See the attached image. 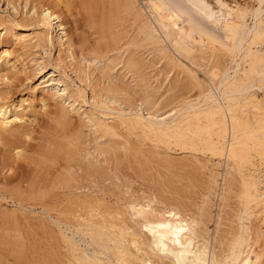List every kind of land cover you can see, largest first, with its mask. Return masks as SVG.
Segmentation results:
<instances>
[{"label":"bare ground","instance_id":"6f19581e","mask_svg":"<svg viewBox=\"0 0 264 264\" xmlns=\"http://www.w3.org/2000/svg\"><path fill=\"white\" fill-rule=\"evenodd\" d=\"M57 1L65 0H6L14 16L20 10L22 20L41 28V33L31 38L15 33L18 43L33 41L44 55L55 45L58 53L70 52L65 25L52 11L51 3ZM139 2H145L143 9ZM211 5L207 0H123L124 11L140 22L137 34L141 42L168 46L172 53L169 64L177 70L184 67L174 54L191 63L209 58V86L197 82L188 69L187 77L184 74L199 90L196 101L180 102L166 116L151 113L158 101L153 99L155 92L149 90L142 75L137 77L142 87L136 82L141 87L140 98L135 95L139 99L123 84L124 78L118 77V81L102 88L100 83L98 93L91 91L86 101L84 89L73 88L65 74L52 71L39 86L43 89L39 102L43 108L49 107L50 101L55 102L50 113L63 122L65 107L72 102L70 111H75L80 122L107 144L94 147L95 163H100L99 158L117 163L119 152H129L135 159L146 153L135 144L128 145V141L119 142L122 130L140 134L141 143L149 142L152 152L146 153L145 159L151 153L178 150L207 155L212 162L217 160L225 168L217 197L222 203L232 200L233 205L234 213L227 217L228 222L223 224L222 216H216L210 234L213 219L210 209L203 207L206 201L201 206V202L193 204L186 188L187 193L176 190L179 186L173 185V190L166 184L169 189L161 186L153 192L154 188L149 187L143 196H134L129 184L117 175L115 163L108 166L106 173L94 164L88 170L71 172L69 163L74 160L80 131H64L51 137L45 134L47 137L35 139L32 130L25 126L26 108L22 104L14 106L8 92L0 90V204L9 199L20 209L29 205L41 212L39 221L35 217L38 223L33 230L26 221L32 230L30 235H24L25 221L21 225L23 218L21 221L15 212L0 215V226L7 222L15 227L13 235L0 233V264H9L15 258L23 264H264V0H216V9ZM144 12L149 13L151 21L143 20ZM16 19L0 16L3 34H11L18 23ZM56 28L60 33H56ZM52 31L56 33L54 37L50 35ZM158 53L165 57L168 54L164 47ZM10 57L11 51L4 48L0 53V81L11 84L17 80V70L13 63L9 64ZM135 62L130 58L125 62V68L137 70L133 74L142 70ZM107 65L104 63L103 68ZM57 76L58 80H54ZM134 101L151 109L145 114L134 110ZM138 173L145 176L144 170ZM214 180L212 183L216 184ZM221 207L219 214L225 206ZM2 228L1 232L6 229ZM10 236L14 250L9 252ZM13 252H17L15 257Z\"/></svg>","mask_w":264,"mask_h":264},{"label":"rangeland","instance_id":"374dc122","mask_svg":"<svg viewBox=\"0 0 264 264\" xmlns=\"http://www.w3.org/2000/svg\"><path fill=\"white\" fill-rule=\"evenodd\" d=\"M49 1L50 0H48V2ZM207 1L209 2V4H212L211 6L214 9H216L215 6L216 0H207ZM36 2H38V0H36ZM61 2L60 1H57L55 3L52 2L51 6L53 8L52 11L58 16H60L61 18L60 21H62L63 25H65V28L67 30L66 44L69 45L68 47H70L71 45L69 50L70 52L58 53V46L55 45L51 47V49L47 52L48 53L47 55H44V53L40 49L34 47L33 41L30 43L27 42L18 43L16 39L13 37L15 33H23L24 35H30L31 38L34 34L41 33V28L40 27H39L40 29L37 27L34 28L31 26V21L22 20L21 16L23 12L20 10H18L17 15L15 13L14 16V13L11 12V10L9 9L10 7L6 5V0H0V16L6 18L8 16L12 18L15 17L17 18L16 21L18 22L16 23V25H14V28L11 31V34L13 35L3 34L2 26H0L1 28L0 53L4 48L11 51L9 64L13 63L16 66L17 71L15 73L12 69L9 70H11V72H14L16 74L15 76L17 77L18 80V81L14 80L11 84L8 82L6 83L0 81V90H2L3 92H8L7 96L8 98L10 97L9 100L13 103L14 106H18L22 104V106L26 108L25 110L27 111V113L24 117L25 126L26 128L30 129L29 131L32 130L31 133L35 139L41 138L42 136L51 137L52 134L59 135L64 131H68V132L70 131L72 133L77 132V130L80 131L81 136L78 133L79 140L77 147L75 149V153L73 155L74 160L73 162L71 161L69 163L71 165V166L69 165L71 172L73 173L79 172L78 170L80 168L82 171L88 170L90 166L92 167V165L94 164V166L96 165V167L100 165L98 167L99 170L106 173V169L109 168L111 165L113 166L115 162L113 161L103 162L102 160L103 158H99L100 163H95V160L93 159L96 156V154L94 153L95 151H93V149H96L94 147H96V145L97 147H99L98 145H100L101 143L104 146L105 143L103 142L105 141V139L97 138V135L92 134L93 131L90 127H88V125L85 126L86 125L85 123L83 124V122H80L79 117L76 114H74L75 111L73 112L70 111V108H68V106L71 105L72 102H70L69 105L65 107L66 108L65 112H67L65 113L66 114L65 117L66 119L64 121L65 123L61 121L58 115L50 113V111L53 112L56 107L54 106L55 102L50 101L49 102L50 104H48L50 105L49 107L46 106L45 108H43L41 106L39 99L42 96L43 89L40 88L39 86L42 82L48 80V76L50 75V72L53 71L57 75L59 72L61 74H65V76L69 78L68 82L72 85L73 88L80 87L84 89L86 101L91 96L92 93L91 91L96 90L95 92L98 93L99 89L104 87L103 85L118 81L117 80L118 77H119L118 79L124 78L122 80L124 81L123 84L129 86L130 91L131 90L134 91L133 93L135 94H133L132 91L130 93H132L134 96L138 94L137 96L139 97L140 91L138 90H141L142 87V83L140 82L139 79L140 76L142 75L141 77H143L146 85H149L148 86L149 90L152 89L155 92V94L153 93L154 95L152 94L154 96L153 99L156 102L158 101L160 104L157 102L156 104L159 105L158 106L156 105V107H153L151 109V108H147L148 107L147 104L141 105L142 103L140 101H137L138 104L137 102L135 103L134 101L132 104L134 107L132 106V108H134V110L140 109L141 111L139 110V112H142L143 114H145L147 110L151 109L150 110L151 113L155 111L154 113L160 116V114L165 115L166 113L168 114V112L170 113V110L172 109L176 110L177 109L176 107L180 104V102L182 103V102L196 101L197 99L196 97H198L199 95L198 92L199 90L195 87L196 84L191 83L190 82L191 80L189 78H188L189 80L186 79L185 76L187 77V74L190 71L193 73L196 80H198L197 82H199L203 86H209L210 84H209V80L207 81L208 77L206 76V72L207 70H209L211 63L209 62V58H205V60L195 59L194 62L191 63L187 60L180 58L177 54H174L176 59L180 61V63L184 68L181 67L177 70L176 69L177 67L174 64H173L174 67H172L173 66L172 63L169 64L170 63L169 59L172 56V53L171 50L168 49L169 48L168 46H166L165 44H160L159 46L155 47L156 45L154 44L141 42V36L137 34V28L140 22L135 21L131 16H129L124 11L123 0H65ZM144 4L145 2L143 4L142 3L140 4L142 9L144 8L142 7V5L144 6ZM20 5L23 6V3H20ZM149 16L150 15L148 12H144L143 20L151 21V16L150 17ZM56 31L57 34L60 33L57 28ZM56 33L55 31H52L50 32V35L54 37ZM162 47H164L167 50L168 53L167 57H165L166 55H162L158 53ZM162 56H164V58ZM128 58L134 60V62L136 61L135 63H139V67L142 70H138L139 72H137V74L136 73L133 74V71L136 69L133 70L131 69L130 71L129 69H127V67L125 68V62ZM55 60H59V62ZM137 60L139 61L137 62ZM1 61L4 62V58L1 57ZM104 63L108 64L107 67L105 68H103ZM43 64L45 65L43 69V73H40L39 69L43 66ZM186 66H188V68ZM7 68L9 67L7 66ZM186 69H188L189 71ZM105 73L106 76L103 75ZM134 77L136 78L139 77V79L137 78L139 81H137L136 78ZM53 79L58 80V76ZM136 82L140 83L141 87L139 86V84H136ZM175 82H177L176 85ZM100 83H102V86ZM170 85L172 86V89L170 88ZM99 86L101 87L99 88ZM33 90H34V98L31 97ZM177 92L180 93L179 94L180 98H178L179 95ZM176 95L177 98H175ZM170 96L172 97L174 96V99ZM181 96L183 99L181 98ZM258 96H260V93H258ZM138 97H136V99ZM26 99H28V101L24 102V100ZM174 102H176L177 104ZM28 104L32 106V110H30ZM135 107L137 108L135 109ZM86 109L87 110L89 109L88 106L86 107ZM173 110L172 112H174ZM109 121H111V119H109L108 122ZM124 131L125 130H122L121 132L122 133V135L120 136L121 138L119 137L117 139L120 140L119 142L121 143L125 142L126 144V141H128L127 142L128 145L132 144L133 146L135 144L137 145V147L138 146L141 147L142 148L141 150L142 151L144 150L146 153L152 152V147L150 146V144H148L149 143L148 141H146L145 144L140 142V140H142L140 138V134L137 135L127 134L124 133ZM45 134L47 136H44ZM129 147L131 148V145ZM30 153L28 152V154ZM128 153L124 154V152H119L118 162L115 163L114 165H116L117 175L121 178L122 181H125L127 184H129L130 192L132 190L134 196L136 197L143 196L142 194L144 190L149 187H151V189L152 187L154 188L151 191L153 192V190L161 186H163V188L166 187L165 189H169L168 186H170L171 189L173 188V190L179 186L178 189L176 190L185 191L186 193L188 191L190 197H193V200L191 199V202L192 201L194 202V203L192 202L193 204H195V201L196 203L201 202L199 205L197 204L198 206H201L202 202L206 201L203 207L205 208L207 207L208 209H210L209 212L211 213V217L213 219L209 224L210 234L213 233V230L215 228L214 223L216 220V216L219 218H221L222 216L221 222L225 224L224 221L226 220L225 222H228L227 220H229V218L227 217L228 216L230 217V215L234 213L232 209L233 208L232 200H228L222 203L220 201V197H217L218 195H220L221 187L223 184L221 176L224 174V170H225L224 166H220L217 160L212 162V160L207 155H203L200 153H199L200 155L199 154L194 155L190 153H183L178 150L164 151V153L161 152L162 154H154V155H152L151 153L150 154L151 156H149V154L146 155L149 156V158L147 159L144 158L145 157L144 155L146 153H144V155L142 156L140 155V157L138 156L137 159L133 158L132 157L133 155H131V153L129 154ZM35 157L36 156H33V158ZM189 160L191 161V164ZM192 160L194 161V164ZM195 161L197 162L196 164ZM186 165H188L189 167ZM201 165L202 168L200 167ZM30 166L31 168L35 167L33 163H31ZM194 168L196 170L198 168L199 171L198 170L194 171ZM138 170H144L145 176L143 175L141 177L138 173ZM196 173L197 174L199 173L198 175L200 176H198ZM211 174L214 176H211ZM201 177L203 179H200ZM189 178L191 179L196 178L199 181L196 179L192 181ZM212 180H214L216 184H213ZM189 181L195 184H193L192 186V183L190 185ZM166 184H168V186ZM188 184L190 185V187L189 186L187 187ZM208 184L209 186H206ZM173 185L176 188H174ZM185 188L187 191L185 190ZM204 189H206L207 191L209 190L208 191L209 194L207 193L206 190H205L206 192L202 191ZM188 194L184 196L188 197L189 196ZM214 194H216V197ZM188 200H190V198H188ZM212 205L214 206L212 207ZM221 205H224L225 207L223 208V212L219 214L222 208ZM25 208L24 211L23 209H20L17 206H15V204L12 203L9 199H6L1 201L0 215L1 214L8 215L12 212H15L17 217L21 218V221L23 218L21 225L25 221L24 222L25 224L22 225L23 229L21 228L22 227L21 225H20L21 227L19 226V228H21L23 232H25L24 235L25 234L30 235L32 234V230L35 228L36 223H38L36 221H39L38 215L41 212L39 209H36L35 207L31 208L29 205L28 206L26 205ZM35 217L37 220L35 219ZM26 221L28 222V224L30 223L31 226L32 225L34 226L31 227L26 223ZM26 224L27 226H30L32 230L28 228ZM1 225L8 230L6 231V229L4 230V228H2V230L4 231L1 232L0 230L1 234L3 232L4 233L8 232L9 233V234L7 233L8 235L14 234L15 227L13 225L7 222H4L3 224L1 223ZM2 226H0V229ZM26 229H28L27 232ZM28 232L31 233L28 234ZM10 238L12 242H11V249L10 248L8 249L9 252L11 250H14L13 236L12 237L10 236ZM14 252L12 253L13 257L17 255V252L16 253ZM9 264H23V263L17 262L15 258V260L12 259L11 263Z\"/></svg>","mask_w":264,"mask_h":264},{"label":"built area","instance_id":"2783aa9c","mask_svg":"<svg viewBox=\"0 0 264 264\" xmlns=\"http://www.w3.org/2000/svg\"><path fill=\"white\" fill-rule=\"evenodd\" d=\"M139 1H143V0H139Z\"/></svg>","mask_w":264,"mask_h":264}]
</instances>
